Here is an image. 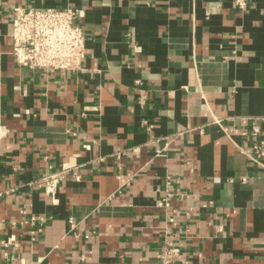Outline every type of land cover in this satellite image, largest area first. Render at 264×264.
I'll return each instance as SVG.
<instances>
[{"label": "crops", "instance_id": "0c3cea01", "mask_svg": "<svg viewBox=\"0 0 264 264\" xmlns=\"http://www.w3.org/2000/svg\"><path fill=\"white\" fill-rule=\"evenodd\" d=\"M15 6L81 10L80 68L19 65ZM263 114L264 0H0V264H160L164 230L264 264Z\"/></svg>", "mask_w": 264, "mask_h": 264}, {"label": "built area", "instance_id": "2783aa9c", "mask_svg": "<svg viewBox=\"0 0 264 264\" xmlns=\"http://www.w3.org/2000/svg\"><path fill=\"white\" fill-rule=\"evenodd\" d=\"M249 1L232 0V3L242 11L248 6ZM81 16L82 11L74 8L13 7L10 14L9 35L12 41L11 54L15 61L29 69L63 71L79 69L84 57L85 38L82 28L75 21ZM260 124L263 125V130L260 129ZM249 131L253 136L264 133V114L258 118V121L250 123ZM255 148L259 156L257 161L264 167V136ZM63 176L64 171H60L43 178L46 190L51 195L54 194V189ZM73 178L79 181L80 176L74 173ZM160 206L166 213L170 207L166 198L160 202ZM29 222L36 223L40 227L44 219L31 217ZM166 222H172V218L166 217ZM69 223L72 228V221ZM163 234V245L159 253L160 264H171V257L178 253V249L171 245L166 230Z\"/></svg>", "mask_w": 264, "mask_h": 264}]
</instances>
